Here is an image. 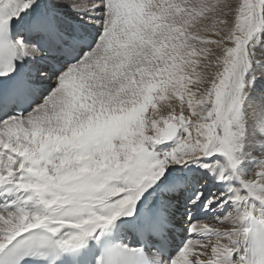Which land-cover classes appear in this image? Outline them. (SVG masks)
<instances>
[{
	"label": "snow or ice",
	"instance_id": "6c2138e0",
	"mask_svg": "<svg viewBox=\"0 0 264 264\" xmlns=\"http://www.w3.org/2000/svg\"><path fill=\"white\" fill-rule=\"evenodd\" d=\"M262 81L264 0H0V264H264Z\"/></svg>",
	"mask_w": 264,
	"mask_h": 264
},
{
	"label": "bare ground",
	"instance_id": "6f19581e",
	"mask_svg": "<svg viewBox=\"0 0 264 264\" xmlns=\"http://www.w3.org/2000/svg\"><path fill=\"white\" fill-rule=\"evenodd\" d=\"M262 82H263V83H262ZM262 82H261V83H262L263 85H261V87H263V86H264V81H262ZM176 238H180V239H181V236H180V235H176V236H175V238H174V239H175V241H176ZM176 242H178V241H176Z\"/></svg>",
	"mask_w": 264,
	"mask_h": 264
},
{
	"label": "rangeland",
	"instance_id": "374dc122",
	"mask_svg": "<svg viewBox=\"0 0 264 264\" xmlns=\"http://www.w3.org/2000/svg\"><path fill=\"white\" fill-rule=\"evenodd\" d=\"M262 83H263V82H262ZM262 83H261V85H263ZM261 85H260V86H261ZM263 87H264V86H263ZM149 191H151V190L149 189ZM145 195H147V193H145ZM149 204H151V202H149ZM177 235H180V234H177Z\"/></svg>",
	"mask_w": 264,
	"mask_h": 264
}]
</instances>
